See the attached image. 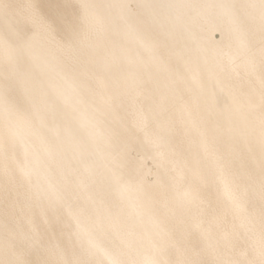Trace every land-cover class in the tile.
<instances>
[{
    "label": "bare ground",
    "instance_id": "obj_1",
    "mask_svg": "<svg viewBox=\"0 0 264 264\" xmlns=\"http://www.w3.org/2000/svg\"><path fill=\"white\" fill-rule=\"evenodd\" d=\"M0 264H264V0H0Z\"/></svg>",
    "mask_w": 264,
    "mask_h": 264
},
{
    "label": "rangeland",
    "instance_id": "obj_2",
    "mask_svg": "<svg viewBox=\"0 0 264 264\" xmlns=\"http://www.w3.org/2000/svg\"><path fill=\"white\" fill-rule=\"evenodd\" d=\"M215 37H216V38H220L219 33H216V34H215ZM150 163H151V162L149 161V162H148V165L150 166V168H152V163H151V164H150ZM150 177H151L150 179H153V176H150Z\"/></svg>",
    "mask_w": 264,
    "mask_h": 264
}]
</instances>
